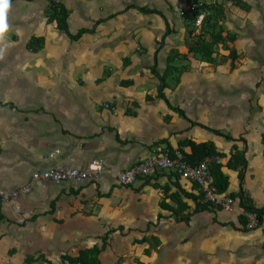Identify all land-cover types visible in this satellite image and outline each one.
<instances>
[{
    "label": "crops",
    "instance_id": "crops-1",
    "mask_svg": "<svg viewBox=\"0 0 264 264\" xmlns=\"http://www.w3.org/2000/svg\"><path fill=\"white\" fill-rule=\"evenodd\" d=\"M57 1L71 33L90 31L71 39L48 21L49 0H0V31L14 36L0 42V186L92 159L105 169L0 199V264H70L62 254L95 245L100 264H264V0H205L202 25L191 0ZM195 40L207 57L190 51ZM191 141L214 145L201 160L221 164L233 209L203 203L174 170L118 181L165 151L191 162ZM234 154L245 166L230 165Z\"/></svg>",
    "mask_w": 264,
    "mask_h": 264
},
{
    "label": "built area",
    "instance_id": "built-area-1",
    "mask_svg": "<svg viewBox=\"0 0 264 264\" xmlns=\"http://www.w3.org/2000/svg\"><path fill=\"white\" fill-rule=\"evenodd\" d=\"M190 7L195 11L197 25H202L204 20L210 14V9L205 0H191ZM108 106V104H106ZM105 165L98 159H92L86 168L72 166H60L49 169L37 170L32 173L30 179L25 183L13 189H5L0 186V199L3 201L20 200L26 197L34 188L37 181H52L56 183L71 182L81 184L87 180H94L104 171ZM159 170L177 171L181 177L186 178L198 184L203 190L202 202L217 208L223 207L231 210L234 208V198L225 192H220L211 180L208 160H201L197 164L189 162L185 156L180 153L172 155L165 151L162 154L148 156L137 163L117 172V179L122 184H133L139 178L154 174ZM16 210L26 213L19 204L15 206ZM250 220L248 227H255L259 224L255 213H249Z\"/></svg>",
    "mask_w": 264,
    "mask_h": 264
},
{
    "label": "trees",
    "instance_id": "trees-1",
    "mask_svg": "<svg viewBox=\"0 0 264 264\" xmlns=\"http://www.w3.org/2000/svg\"><path fill=\"white\" fill-rule=\"evenodd\" d=\"M143 11H153L150 10L149 7H141ZM70 15V9L61 1L57 0H49L48 7L46 9V16L48 17V21L56 23L57 27L63 31H65L71 39L76 40L79 39L86 31H90V29L83 28L81 29L77 34L71 33L69 29V23L68 18ZM196 20V14H194L193 21ZM192 32H194V29H191ZM200 42L198 40H195L190 45V51L194 53H202L204 57H207L209 55V49L211 47L207 46L204 47V45H200ZM43 45V38L42 37H35L32 38L30 41V47L33 50H38ZM212 50V48L210 49ZM177 57L180 56V53L175 54ZM191 145L193 147L192 154H189L188 157L192 164H197L201 159H203L206 156H212L216 154L215 147L212 143L209 142H203V143H195L191 141ZM230 165L232 167H239L245 166V160L237 159V155L234 154V159L231 161ZM221 164H211L209 165L210 172L212 174V179L214 180V184L218 188L219 191H225L228 186V180L227 175L222 171ZM140 179V178H139ZM244 199V197L242 196ZM244 205H249V203H246ZM100 247L98 245L89 247V248H83L80 250L79 254L77 255H71V254H62L61 255V262L62 263H70V264H100L99 260V253H100ZM39 259H45V261L48 264H56L53 263L51 260H48L45 256H38L35 257L33 255H29L26 257V264H35V262Z\"/></svg>",
    "mask_w": 264,
    "mask_h": 264
},
{
    "label": "rangeland",
    "instance_id": "rangeland-1",
    "mask_svg": "<svg viewBox=\"0 0 264 264\" xmlns=\"http://www.w3.org/2000/svg\"><path fill=\"white\" fill-rule=\"evenodd\" d=\"M14 39V36L13 34L10 32H6L4 28H1V31H0V42H4V41H9V40H12Z\"/></svg>",
    "mask_w": 264,
    "mask_h": 264
}]
</instances>
